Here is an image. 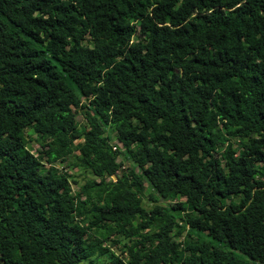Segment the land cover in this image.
Masks as SVG:
<instances>
[{"label":"trees","instance_id":"1","mask_svg":"<svg viewBox=\"0 0 264 264\" xmlns=\"http://www.w3.org/2000/svg\"><path fill=\"white\" fill-rule=\"evenodd\" d=\"M113 234L264 264V0H0V264H129Z\"/></svg>","mask_w":264,"mask_h":264},{"label":"rangeland","instance_id":"2","mask_svg":"<svg viewBox=\"0 0 264 264\" xmlns=\"http://www.w3.org/2000/svg\"><path fill=\"white\" fill-rule=\"evenodd\" d=\"M74 107V106H73ZM72 108V106H71ZM76 119L78 121H80L81 123H83V119H82V115L80 112L76 113ZM109 135L111 136L109 138V141L116 145V146H120V142L118 140L115 139L114 137V131H110ZM36 134L35 133H26L25 134V140H26V144L29 147V149L34 153L37 154L38 153V148H39V143L36 141L35 139ZM233 141L235 142V139H233ZM120 161H121V166L120 168H125V167H129L132 166V161L127 158L125 156V154L122 151H119L116 155ZM39 159L41 160L43 165L49 164L51 163V161L49 159H47L45 156L43 155H39ZM74 157L72 156V154L67 156L66 160H56L55 162H52L57 168H63L65 169L68 173L72 174L73 177L75 178V181H71V189L72 191L75 190H79L80 189V183L82 182V180L84 179V177H86L87 175H90L89 172H87L84 169H80L78 167H76L75 165H69V163L73 162ZM171 202V201H170ZM142 203L144 206L149 207L152 203V201L145 196V193L142 197ZM139 221V219H135L134 222ZM183 232V231H182ZM182 232L180 235L175 236V238L180 239L182 236ZM111 237L116 238L117 235L113 234L111 235ZM118 238V237H117ZM131 242V239L127 238V237H119L118 241L115 243H111L108 241H103V243L108 245V248L114 252L115 254H118V256L123 257L124 259H126L127 261H129V264H138L137 263V259L134 257H131L129 259H127V252L125 250L122 249V244H128ZM162 264V263H159Z\"/></svg>","mask_w":264,"mask_h":264}]
</instances>
